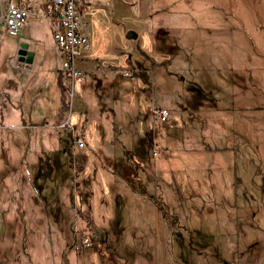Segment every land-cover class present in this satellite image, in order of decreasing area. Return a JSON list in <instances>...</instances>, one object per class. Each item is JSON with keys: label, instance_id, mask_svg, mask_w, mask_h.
I'll list each match as a JSON object with an SVG mask.
<instances>
[{"label": "rangeland", "instance_id": "obj_1", "mask_svg": "<svg viewBox=\"0 0 264 264\" xmlns=\"http://www.w3.org/2000/svg\"><path fill=\"white\" fill-rule=\"evenodd\" d=\"M131 2H92L106 59L66 77L0 0V264H264V0Z\"/></svg>", "mask_w": 264, "mask_h": 264}, {"label": "built area", "instance_id": "obj_2", "mask_svg": "<svg viewBox=\"0 0 264 264\" xmlns=\"http://www.w3.org/2000/svg\"><path fill=\"white\" fill-rule=\"evenodd\" d=\"M84 9V0H3L1 17L9 30L19 29L30 19L47 18L61 72L66 77H78L85 73L79 62L85 59L84 51L90 47ZM155 113L162 123H166L172 114L166 107H157ZM77 146H86L79 136L74 140V149Z\"/></svg>", "mask_w": 264, "mask_h": 264}, {"label": "crops", "instance_id": "obj_3", "mask_svg": "<svg viewBox=\"0 0 264 264\" xmlns=\"http://www.w3.org/2000/svg\"><path fill=\"white\" fill-rule=\"evenodd\" d=\"M85 1V9L87 10V9H89L90 7H91V10H89L88 11V14H87V16L85 15V13H84V15H85V22L87 23L88 22V25L91 27L92 26V28L94 29V32H95V40L93 41V43H94V45H93V47L91 48V44H90V47H89V49H87V50H85L84 51V54H85V59H83V60H81L80 62H79V66L83 69V71L84 70H89V75L91 74V75H95L96 73H97V71H98V69H97V67L95 66V59L94 60H91L90 59V57L89 56H93V57H95V58H97V57H104L103 56V54H102V45H101V43H100V41L97 39L96 40V37H97V29H96V27H95V24H94V22H95V20L97 19L94 15L96 14V12L93 10L95 7L93 6V5H91L92 4V2L94 1V0H84ZM128 6H132V2H131V0H128ZM84 9V10H85ZM83 12H85V11H83ZM112 27H114L113 25H111ZM173 26V25H172ZM172 26H169V27H171L172 28ZM177 25H175V27H176ZM187 27V29L188 30H191L192 31V29H193V27L192 26H190V25H188V26H186ZM115 28V27H114ZM117 29V28H116ZM153 29V28H152ZM118 30V29H117ZM89 32L91 33V30L89 29ZM139 36V35H138ZM138 38V37H137ZM136 38V39H137ZM133 39V38H132ZM56 49V48H55ZM258 52H260V53H262L261 52V50L259 49V50H255V53H254V56L253 57H250L249 55H246V57H247V59L249 60V61H251V62H253V58L255 57V55L258 53ZM57 55V54H56ZM105 55V54H104ZM58 59V58H57ZM103 59H106V57H104ZM105 61V60H104ZM118 66V65H117ZM197 69V68H196ZM198 70V69H197ZM159 93V92H158ZM160 94V93H159ZM161 96H164V94H161ZM182 112H184V114L186 113H188L187 112V110L185 109V110H182ZM205 149V148H204ZM204 149H198V150H196V151H198V152H202V153H204L205 152V150ZM204 151V152H203ZM207 153H208V151H206ZM205 154V153H204ZM201 158V157H200ZM158 161H160V159H158ZM204 163H207L208 164V159L207 160H204L203 161ZM147 168H149V167H147ZM153 170H154V166H153ZM144 171V170H143ZM148 171H150V170H148ZM155 171V170H154ZM137 173V175L138 176H140V172L138 173V172H136ZM154 176L155 175H153L152 177H153V179H154ZM139 178V177H138ZM150 183H151V180H150ZM212 195L214 196V197H216L215 199H217V198H219V196L221 197V193H219V191H216V193H212ZM147 214V213H146ZM154 215H155V213H154ZM148 218H150V219H153V220H155V218H154V216L153 217H148ZM155 223H156V221H155ZM156 225V224H155ZM155 225H154V227H155ZM155 230H158V228H154Z\"/></svg>", "mask_w": 264, "mask_h": 264}, {"label": "water", "instance_id": "obj_4", "mask_svg": "<svg viewBox=\"0 0 264 264\" xmlns=\"http://www.w3.org/2000/svg\"><path fill=\"white\" fill-rule=\"evenodd\" d=\"M126 36H127L128 38L136 39V38L138 37V32H137L135 29H128V30L126 31ZM19 52H20V53H23L24 50L21 48V49L19 50Z\"/></svg>", "mask_w": 264, "mask_h": 264}, {"label": "trees", "instance_id": "obj_5", "mask_svg": "<svg viewBox=\"0 0 264 264\" xmlns=\"http://www.w3.org/2000/svg\"><path fill=\"white\" fill-rule=\"evenodd\" d=\"M163 29V28H162ZM159 31H161V30H159ZM163 31H164V29H163ZM162 31V32H163ZM160 33L161 32H158V36L160 37ZM171 50H173V49H171ZM141 159H143V158H141ZM126 164L125 163H123V166H125ZM130 166H132L131 164L130 165H126V171H127V169H128V167L130 168ZM122 166H120V168H121ZM122 170V169H121ZM124 170H122V172H123ZM148 173H149V178H152V172H151V170L150 171H147ZM117 209H118V206H117V203L115 204V210L117 211ZM120 214H123V212H121ZM115 222V221H114ZM115 226V225H114Z\"/></svg>", "mask_w": 264, "mask_h": 264}]
</instances>
